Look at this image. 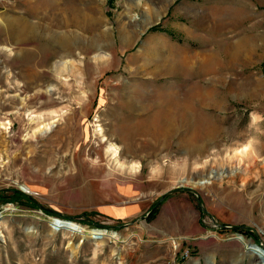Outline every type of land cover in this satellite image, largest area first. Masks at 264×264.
<instances>
[{"label":"rangeland","instance_id":"374dc122","mask_svg":"<svg viewBox=\"0 0 264 264\" xmlns=\"http://www.w3.org/2000/svg\"><path fill=\"white\" fill-rule=\"evenodd\" d=\"M0 213V264H261L264 0H0Z\"/></svg>","mask_w":264,"mask_h":264},{"label":"bare ground","instance_id":"6f19581e","mask_svg":"<svg viewBox=\"0 0 264 264\" xmlns=\"http://www.w3.org/2000/svg\"><path fill=\"white\" fill-rule=\"evenodd\" d=\"M140 4H142L143 6H146L143 2H140ZM161 10L157 11L156 13H151L148 12V18L143 21L144 25L142 26V28H148L150 27L156 20H158L161 16ZM195 99L197 100L198 103H200V107L203 109L206 106V99H205V93L202 89L196 90V94H195ZM189 100V98H187L185 101L182 102L181 107L184 106L186 108V110H188L190 108L189 105L185 104L184 102H187ZM178 105L177 103H175L174 101L170 102L168 105ZM202 109H200L202 111ZM198 111L199 114L196 117V123H197V127H198V133L199 134H207L210 130V123L207 117V114H205L203 111ZM209 179L207 180V178H202L197 182H193L192 185L195 187H206L209 184ZM190 181L187 180H183L181 181V184H185V183H189ZM191 183V182H190ZM23 188L29 192L32 193V190L30 187L28 186H23ZM36 194V193H35ZM9 210V209H8ZM54 221H52L51 223V227H52V231L53 232H57L60 230H65V231H70L73 232L76 235L81 236L82 238H96L97 236H101L102 238L105 236L104 234H108V232H106L105 230H97V229H93L91 231H87L86 228L82 225H79L77 223L74 222H66L63 220H58V219H53ZM163 221V222H162ZM165 220H161V223L163 225ZM187 220H183L182 224H184ZM169 224V221L166 222V226ZM53 225V226H52ZM2 232H1V225H0V239L2 237ZM117 234L113 233L111 237L117 238L116 237ZM100 238V237H99ZM238 238V237H237ZM174 243H176V241L174 239H171ZM239 241L244 242V244L246 245V248L248 249V252L251 256H256L259 259V262L261 264H264V250L260 249L258 246H256L255 244H251L248 245L243 239L238 238ZM213 260V258H212Z\"/></svg>","mask_w":264,"mask_h":264},{"label":"built area","instance_id":"2783aa9c","mask_svg":"<svg viewBox=\"0 0 264 264\" xmlns=\"http://www.w3.org/2000/svg\"><path fill=\"white\" fill-rule=\"evenodd\" d=\"M189 254H190V252L188 250H186V251L183 252L182 256H183L184 259H186V258L188 259L189 256H190Z\"/></svg>","mask_w":264,"mask_h":264},{"label":"water","instance_id":"95a60500","mask_svg":"<svg viewBox=\"0 0 264 264\" xmlns=\"http://www.w3.org/2000/svg\"><path fill=\"white\" fill-rule=\"evenodd\" d=\"M5 215H3V213H0V222H1V220L3 219V217H4ZM1 224V223H0ZM101 238V236H97L96 238Z\"/></svg>","mask_w":264,"mask_h":264}]
</instances>
